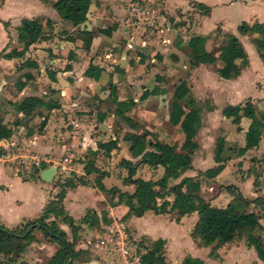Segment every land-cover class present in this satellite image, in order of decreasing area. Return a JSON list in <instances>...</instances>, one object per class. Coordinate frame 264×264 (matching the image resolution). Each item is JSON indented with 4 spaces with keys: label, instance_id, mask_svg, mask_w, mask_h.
Returning a JSON list of instances; mask_svg holds the SVG:
<instances>
[{
    "label": "crops",
    "instance_id": "0c3cea01",
    "mask_svg": "<svg viewBox=\"0 0 264 264\" xmlns=\"http://www.w3.org/2000/svg\"><path fill=\"white\" fill-rule=\"evenodd\" d=\"M53 1L0 0V122L11 130L8 138L0 140V153L4 155L0 159V225L15 230L36 219L46 205L56 199L58 183L71 179L73 186L63 188L60 205L72 220L74 229L71 230L60 216L48 215L45 220L54 221L77 252L68 264H141L140 257L156 240L163 242L164 264H181L186 257L197 259L200 264H264L246 244V237L236 240L235 234L227 242L215 240L210 245H202L198 238L191 236L197 221L196 212L183 213L173 206L174 192L165 198L169 203L165 211L147 210L136 217L128 214L118 193L94 187L96 172L86 173L83 169L91 162L93 168L104 172L101 183L105 189L113 187L131 194L134 186L124 181L126 170L119 167L118 162L125 159L135 163L138 157L130 156L128 145L123 141L125 133L148 131L147 140L154 137L179 149L183 133L178 125L168 121L169 100L164 96L153 98L168 93L167 88L163 90L156 81L166 83L169 78L176 84L183 80L189 87L187 77L206 71L210 64L190 67L188 61L183 63L178 49L185 48L186 41L180 37L181 40L167 46L174 30L170 25L157 29L155 36L143 31V25L157 17L158 7L168 16L172 15L170 11L184 10L188 3H201L211 9L230 6L245 13L244 20L235 21L234 30L226 31L241 42L246 63L240 65L236 76L222 78L214 71L222 63L215 60L218 62L213 74L221 80L223 107L243 106L249 102L255 119L264 123V63L254 44L259 35L237 31L242 22L247 26H264V0H214L209 5L203 0H90L85 20L76 26L57 15L51 6ZM23 19H37L41 25L40 37L29 44L17 38V28ZM241 37H246L247 41ZM8 53L9 57L3 56ZM234 63L240 64V61ZM89 65L101 69L96 80L84 75ZM187 65L189 76H181ZM244 74L247 75L244 83L235 85ZM111 87L118 101H133V106L123 115L134 128L115 114L121 110L109 99ZM152 89H156L157 94H151ZM189 91L193 100L201 105L197 101L200 97L193 94L190 87ZM209 97L217 106L208 109L210 115L218 122L217 130H225L226 136L213 140L210 129L207 138L211 142L206 139L203 146L201 137L197 143L195 139L202 135L200 120L193 138L197 146L187 157L189 167L176 179H169L168 185L185 177L192 178L193 191L217 208L225 207L233 199L227 188L232 186L245 201H250L245 209L259 217L257 227L242 231L264 241V138L261 132L251 128L249 118L241 116L237 124L232 123L231 118L222 115L223 107L217 105L218 99L213 94ZM25 98L36 101L25 110L16 109L15 105ZM219 137L224 143L223 168L214 177L206 178L202 173L217 165L213 154L215 140ZM109 140H115L117 147L107 154L98 146ZM229 140L232 144L225 145ZM85 154L91 159L81 162ZM20 162L32 163L27 178L16 173L15 166ZM49 167L53 168V173L45 182L40 173ZM144 169L157 174L143 178L139 173ZM59 170L61 173L70 171L71 175L57 177ZM161 173L160 166L138 164L132 178L156 180ZM181 190L178 188L175 193ZM159 201L162 200L156 198L157 204ZM172 213H176L175 218ZM27 231L32 239L25 245V252L19 254L21 261H17L18 257L9 263L0 257V264L49 263L58 243L37 226Z\"/></svg>",
    "mask_w": 264,
    "mask_h": 264
},
{
    "label": "trees",
    "instance_id": "16d2710c",
    "mask_svg": "<svg viewBox=\"0 0 264 264\" xmlns=\"http://www.w3.org/2000/svg\"><path fill=\"white\" fill-rule=\"evenodd\" d=\"M89 4L90 0H55L51 3V6L62 20L68 21L72 26H76L85 20ZM194 4L199 9H207L201 3ZM46 22L48 24V21ZM237 31L241 34L256 32L259 35V45L255 42V48L259 58L264 63V26L260 24L247 26L242 22L237 27ZM40 32L41 25L37 19H23L17 28V38L29 44L40 37ZM205 41V36H194L189 39V46H187L188 65L196 67L199 64H211L215 60H219L222 66L219 68L215 67L214 71L220 77L231 78L236 76L240 65L245 64L247 61L246 53L239 39L233 34L225 33L223 46L217 51L216 57L212 53L208 54L204 47ZM3 56L9 57L10 53ZM235 60H239L240 64H235ZM100 71V68L89 65L84 71V75L96 80ZM114 92V87H111L109 99L121 110L115 111V114L127 123L129 122L130 127L134 128L135 125L130 122V119L123 115V112L133 106V101H118ZM151 94H157L156 89H152ZM35 101L36 99L33 98H25L19 104H16L15 108L25 110ZM201 107L203 106L193 100L189 87L183 80L173 85L168 104V121L170 124L178 125L183 133V140L179 149L154 137H151V140H147L146 137L150 135L148 131H144L142 134L132 132L124 134L123 141L128 145L130 156L138 157L135 163L125 159H121L118 162V166L126 170L124 181L134 186L131 194L119 192L113 187L105 189L101 183L104 172L93 168L91 162L84 165L83 169L86 173H89L90 170L96 172L93 180L94 187L100 191L118 193V198L123 199L124 204L128 208V214L136 217L141 216L147 210L157 213L165 211L166 206L169 204L165 198L174 192L171 204L183 213L196 212L197 221L193 226L191 236L198 238L202 245L207 246L215 240L227 242L244 228L253 229L257 227L259 217L258 214L245 209L250 201H245L238 192H235L232 186L227 188L233 195V199L225 207L217 208L201 200L196 191H193L192 178L185 177L176 184L168 185L169 179H176L189 167L187 157L197 146L193 138L200 127ZM221 112L223 116L230 117L231 122L234 124L239 122L241 116L249 118L251 120V128L261 132L264 138V123L255 119L254 108L249 102L244 103L243 106L227 105ZM10 135L11 130L0 122V140L8 138ZM116 147L115 140H109L98 146L99 149L107 154ZM146 148H149V150H146ZM223 150L224 143L222 138L219 137L215 140L213 154V160L217 165L206 169L202 173L203 176L212 178L223 168L222 162L225 160L222 157ZM138 164H146L150 167L160 166L162 167V173L156 180H143L139 177L132 178L135 173V167ZM58 186L59 192L56 195V199L46 205L39 217L28 221L22 228L15 230H9L0 225V257L3 260L10 263L19 257L23 247L32 239L27 228L32 229L35 226L39 227L44 235L49 236L58 243V249L49 259L48 264H68L69 260L76 256L77 252L73 251L72 244L65 240L64 232L57 227L54 221H45L48 215H52L55 218L60 216L71 230L74 229L72 220L65 215L60 205L64 193L63 188L73 186V181L67 179L64 183H58ZM178 188L182 190L175 193ZM156 198L162 201L157 204ZM162 244L161 240L154 241L150 249L140 257V263L164 264L161 256ZM246 244L253 248L257 258L264 263V241L249 234L246 236ZM181 264H200V262L197 259L186 257Z\"/></svg>",
    "mask_w": 264,
    "mask_h": 264
},
{
    "label": "rangeland",
    "instance_id": "374dc122",
    "mask_svg": "<svg viewBox=\"0 0 264 264\" xmlns=\"http://www.w3.org/2000/svg\"><path fill=\"white\" fill-rule=\"evenodd\" d=\"M213 1L214 0H203V2L207 5L212 4L209 2H213ZM151 5H154V4H150V6ZM188 5L184 10L170 11V13L172 14L171 16L166 15V13L161 8L158 7V9L156 8L157 13H158V15H157L158 18L154 16V18L151 19L150 24L148 22V24L143 25V31L147 34L151 33L153 36H155V31L157 29H161V28L165 29L166 25L172 26V28H174V30L169 37L170 43L167 46H169V45L171 46L172 43L174 44V43H176V41H178L179 39L181 40L182 38L184 39V41H186L185 48L178 49L179 52L181 53L180 54L181 55V61L183 63L188 61L187 56H186V52L188 51L187 46H189L188 41L190 38H193L194 36L205 35L207 40L205 41L204 47H205L206 51L208 52V54H211L213 52V54L215 55V53H217V51L219 49H221L223 46L224 35H225V33H227L226 30L231 31V29H233V27H234L235 21L245 19V15H244L245 13H243L240 9L232 8L230 6H218V7H215L214 9H211L210 7H207V9H204V8L199 9L195 6L194 3L193 4L188 3ZM159 19H162V20H159ZM147 21H149V20H147ZM180 37H182V38H180ZM241 38L244 42L247 41L246 37H241ZM259 39L255 40L256 44H258V45H259V42H258ZM160 40H161V38H160ZM255 42H254V44H255ZM167 48H169V47H167ZM160 58H161V56H160ZM158 61L159 62L161 61L159 59V57H158ZM217 62H212L208 66L206 71L196 72L194 74V77H192V78L187 77L188 80H186L187 84L192 89L193 94L200 97V99H197V101L199 103H201V106H203V107H201L202 111L200 113V120H201V127H200L201 131H200V133L202 135H199L195 139V141L198 143V142H200L199 139L201 137H203V138H201V139H204V140H202L203 146L205 145L206 139L210 140V142H211V139L207 138L210 134V132H209L210 129L213 131V133H211V135H210V136H213L212 137L213 140L217 136H224V137L226 136V134H224L225 130H221V129L217 130L216 127H218V122L216 121V118H214L213 116L210 115L211 111L208 110V108H210L212 110V108L217 107V106L213 105L212 100L209 97V94H211V95L213 94V96L216 99H218L217 105H220L223 107L222 103L224 102V101L221 102L222 98H220L222 96L221 95L222 86H220L221 80L218 79L215 74H213L214 73L213 69H214ZM183 71H184V73H180L181 76H184L185 74L188 75V73H189L188 71H190L189 66L187 65ZM246 76L247 75L244 74L243 77L239 81H236L234 84L235 85L240 84V83L243 84ZM156 82L159 85L163 86V90H166V88H167L168 93H165V94L161 93L160 95L155 96L153 98L162 99L164 96V98H166L167 100H170L172 85L174 84L175 80H173V79L169 80V78H168L166 83H163L161 81H156ZM242 98H243V96H242ZM152 100H155V99H152ZM161 101L163 102V100H161ZM205 107H207V108H205ZM164 108H165V105H164ZM106 109H108V108H106ZM161 114H162V111H161ZM157 116H160V115H157ZM227 144L231 145L232 141L229 140L228 142H225V145H227ZM206 148H208V146ZM208 149H210V148H208ZM89 158L91 159V156L89 154H85L83 159L81 160V162H86V161H88ZM115 158L117 159V157H115ZM74 161H77V160H74ZM103 162L104 163L102 165H105L106 162L105 161H103ZM108 162H110L109 159H108ZM115 162H114V164H115ZM19 164H20L19 166H17V165L15 166L16 173L20 174L23 178H27L28 174L31 171L30 168H31L32 163L29 162V163L22 164L20 162ZM70 164H71V161L69 162L68 165L70 166ZM107 166H109V164H107ZM155 174H157V172H153L149 169H144L139 173V175L142 176L143 178L148 177V176H150L148 178H151ZM62 175H63V177H68L71 175V173H70V171H66V173H64V172L61 173L60 170H59V172L57 171V177L62 178L61 177ZM123 175H125V173ZM112 181H113V179H111V183H112ZM158 203H160V201ZM170 210H173V209L170 207ZM171 215L173 216L172 218H175L176 213H172ZM246 236H247V231H240L235 235V239L236 240H242Z\"/></svg>",
    "mask_w": 264,
    "mask_h": 264
},
{
    "label": "water",
    "instance_id": "95a60500",
    "mask_svg": "<svg viewBox=\"0 0 264 264\" xmlns=\"http://www.w3.org/2000/svg\"><path fill=\"white\" fill-rule=\"evenodd\" d=\"M52 173H53V168L52 167H49V168H46V169H44V170L41 171L40 177H41V179L43 181L47 182L51 178ZM25 250H26V246L23 247L22 252H21V255L25 252ZM17 261L18 262L21 261V257H19Z\"/></svg>",
    "mask_w": 264,
    "mask_h": 264
},
{
    "label": "built area",
    "instance_id": "2783aa9c",
    "mask_svg": "<svg viewBox=\"0 0 264 264\" xmlns=\"http://www.w3.org/2000/svg\"><path fill=\"white\" fill-rule=\"evenodd\" d=\"M4 158V155L0 153V159L2 160Z\"/></svg>",
    "mask_w": 264,
    "mask_h": 264
}]
</instances>
